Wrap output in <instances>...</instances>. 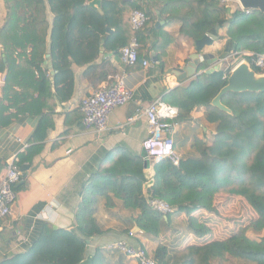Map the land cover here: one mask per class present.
<instances>
[{
  "label": "crops",
  "instance_id": "1",
  "mask_svg": "<svg viewBox=\"0 0 264 264\" xmlns=\"http://www.w3.org/2000/svg\"><path fill=\"white\" fill-rule=\"evenodd\" d=\"M124 1L132 5L136 0ZM130 7L126 6L125 10L131 11ZM149 11L151 18L147 30L152 33L148 47L158 38V46L164 47V52L158 56L152 49L143 47L139 60L147 61L146 67L140 61L134 66H125L120 60L119 52L105 48L108 45V35L115 32L109 27H106L109 32L105 29V35L100 39L95 56L85 57L78 50H71L70 54L73 55L63 52L64 67L72 76L71 91L68 77L70 73L66 75L65 72L59 77L49 52L48 39L38 71L24 73L25 68H30L22 62L27 58L19 59L18 55L14 56L17 58L14 81L9 94L6 93L9 97L3 101L4 84L0 89V103L7 109L4 116L12 117L7 126L0 127V177L12 157L29 156L28 150L34 147L31 144L32 136L41 119L40 113H20L16 111L17 108L21 110L28 103L36 106V109L41 108L42 113H47L46 120L51 127L46 131L45 140L39 144V152L31 160L27 157V161L19 166L22 176L14 187L15 206L8 217L0 220V263L23 254L39 237L43 225L56 230H75V215L82 201L83 189L88 184H92L94 188L91 195L96 200L94 224L101 234L87 239L85 260H91L95 254H100L106 264H134L120 252L107 249L109 244L117 241L142 247L151 257L158 247H165L171 256L179 253V258L182 251L189 247H204L214 242L226 241L246 227L243 199L228 198L229 196L221 193L213 199V211L196 209L189 216L184 212L167 215L157 213L160 216L159 234L150 237L136 225L140 211L124 207L125 195L118 185L120 178L109 183L100 179L103 172L113 168L127 170L134 176L140 166L144 179L141 184L142 197L149 203L156 163L146 160L142 149L147 135L146 120L141 118L132 124H126L127 119L138 107H146L158 99L176 107L171 101L178 94L170 96L176 90L186 89L197 82L202 75L225 72L223 59L232 51L226 36V15L223 28L206 34L212 39V44L205 46L199 53L213 56L216 62L208 65L200 59L198 67H191L187 61L197 54L195 42L198 40L181 34V18L170 22L168 14H162L157 8ZM178 15L186 17L185 12H178ZM5 17L4 0H0V30L4 26ZM48 19L51 23V15H48ZM121 27V32L127 34L128 20ZM4 62L5 55L0 46V66ZM219 66L220 70L216 71ZM211 69L215 71L208 75L204 73ZM190 70L191 73L194 70V73L190 74ZM115 77L121 78L125 86L133 91V101L112 111L107 132L97 134L85 130L79 111L81 100L99 87L113 85ZM40 81L45 82L40 84ZM24 99L28 101L24 102ZM214 128L206 109L194 107L177 122L172 137L177 155L181 159L198 157L202 147L199 146L198 149L196 142L211 145ZM123 158L135 159L140 165L123 163L116 167L114 164ZM23 167L26 168L25 171L21 170ZM189 217L203 222L207 233L203 236L195 235L188 224ZM245 235L252 241L264 240V230L256 232L249 228ZM225 258L224 261L215 259L210 263L219 261L223 264L230 259L228 256ZM233 264L246 263L233 259Z\"/></svg>",
  "mask_w": 264,
  "mask_h": 264
},
{
  "label": "trees",
  "instance_id": "2",
  "mask_svg": "<svg viewBox=\"0 0 264 264\" xmlns=\"http://www.w3.org/2000/svg\"><path fill=\"white\" fill-rule=\"evenodd\" d=\"M4 4L6 17L0 30V46L5 55V62L0 66V72H5L2 101L9 97L6 93L9 94L14 81L16 59L27 58L22 62L30 70L25 68L24 73L38 71L45 54L46 39L49 40V52L59 77L67 70L63 52L73 55L70 54L71 50H78L85 57L95 56L106 27L115 31L106 39L108 45L105 48L109 51L120 52L135 37L139 43L138 56L143 47L161 56L164 47L159 48L158 38L148 47L152 33L147 30L151 18L149 10L155 8L162 14H168L170 22L181 18V34L195 41L214 29L223 28L227 15L226 36L230 49L264 55L263 15L258 11H237L229 16V9L219 0H136L133 6L124 0H4ZM126 6L147 16L148 21L141 30H132L129 23L131 11H126ZM178 12H185L187 18L178 15ZM48 15L52 17L51 23ZM127 20L128 31L124 34L121 26ZM16 55L17 58L14 57ZM68 77L71 91V73ZM223 77L222 71L202 75L197 82L186 89L176 90L170 96L178 94L173 102L170 100L180 112L177 122L194 107H203L215 127L214 134L211 145L196 142L198 149L202 147L198 157L180 158L178 167L172 166L169 161L156 163L154 186L148 200H159L173 212H184L189 216L196 209L213 211V199L222 193L242 198L255 212L256 219L226 241L187 248L180 254V260L177 257L179 253L171 256L165 247H158L152 256L157 264H212L210 261H224L226 256L246 264H264V240L252 241L245 235L249 228L256 232L264 230V93L226 94L221 103L231 111L228 115L210 105L226 85ZM40 82L43 84L45 81ZM23 101L27 102L28 99ZM36 108L28 103L21 110L16 109L20 113L33 112L41 116L31 140L34 147L28 150L29 156L19 157V166L27 161V157L31 160L39 152V144L45 140L46 131L51 127L46 120L47 113ZM6 110L0 103V127L7 126L12 118L4 116ZM123 163L140 165L135 159L124 158L114 165L117 167ZM138 167L135 177L127 170L113 168L103 172L100 179L109 183L120 178L118 185L125 195L124 207L139 210L136 225L146 235L156 237L159 234L160 216L151 210L142 197L141 184L144 179L140 173L142 168ZM93 193L92 184L84 187L75 215V230H56L43 225L39 237L23 254L0 264H80L84 261L87 239L101 234L94 224L96 200L91 196ZM188 224L197 236L207 233L203 222L189 217ZM91 260V264H106L100 254H95Z\"/></svg>",
  "mask_w": 264,
  "mask_h": 264
},
{
  "label": "built area",
  "instance_id": "3",
  "mask_svg": "<svg viewBox=\"0 0 264 264\" xmlns=\"http://www.w3.org/2000/svg\"><path fill=\"white\" fill-rule=\"evenodd\" d=\"M220 1L226 3L228 0ZM147 21L148 18L144 12L139 10L130 12L129 23L133 31L141 30ZM138 49V40L132 37L119 52L121 62L128 67L137 64L139 61ZM229 55H233V58L230 59ZM223 62L225 65L231 64L234 67L245 62L255 73L264 74V55L249 51H231L223 59ZM142 65L146 67L148 62L143 61ZM230 72L224 75L223 79H227ZM114 79L115 83L113 85L99 87L81 100L79 111L82 114V125L85 130L93 131L97 134L107 132L108 120L112 111L133 101V91L125 86L121 78L115 77ZM3 82L4 75L0 72V89L3 86ZM178 115L179 111L176 107L158 99L146 107H138L134 114L127 119L126 124H132L141 118L146 120L147 135L142 143L146 160L152 161V163L169 161L172 166H179L180 157L174 150L172 138L177 125ZM21 176L19 158L16 156L12 157L7 163L4 174L0 177L1 221L11 214L12 208L15 206L16 195L14 187L20 181ZM148 204L153 211L162 215L173 212L171 208L159 200H151ZM107 249L120 252L134 264H157L144 248L133 246L125 241L111 243L107 246Z\"/></svg>",
  "mask_w": 264,
  "mask_h": 264
},
{
  "label": "water",
  "instance_id": "4",
  "mask_svg": "<svg viewBox=\"0 0 264 264\" xmlns=\"http://www.w3.org/2000/svg\"><path fill=\"white\" fill-rule=\"evenodd\" d=\"M238 3L242 11H245L247 13L258 11L261 15L264 17V0H228ZM99 10V9H98ZM107 32H109L108 29H106ZM212 44V39L205 35L202 39L195 42L196 47V55L194 57H191L188 59L187 62L190 63L191 67H198L200 63V59H202L204 62H206L208 65H211L212 63H215L216 60L211 55H199V53L202 52L203 48L205 46H209ZM142 62V60H139ZM192 61V62H190ZM221 66L216 68V71H219ZM215 70L211 69L210 71L204 72L205 74H211ZM190 74L194 73V70L191 73V70L188 71ZM228 93H234V94H242V93H264V74H257L255 73L251 67L243 62L239 65H237L228 75L226 79V85L218 92V94L212 99L210 105L228 115L231 114V111L227 109L222 103L221 99ZM146 166V162L144 163ZM22 171H25L26 168L23 167L21 169ZM90 259H86L82 261L80 264H91Z\"/></svg>",
  "mask_w": 264,
  "mask_h": 264
},
{
  "label": "rangeland",
  "instance_id": "5",
  "mask_svg": "<svg viewBox=\"0 0 264 264\" xmlns=\"http://www.w3.org/2000/svg\"><path fill=\"white\" fill-rule=\"evenodd\" d=\"M219 2H220V4L221 5H224V7L226 8V9H229V16L231 15V13H234V12H237V11H242L241 10V8H240V6L238 5V3H236V2H233V1H227L226 3H222L220 0H219ZM247 13V12H246ZM229 57H230V59H232L233 58V55H229ZM235 57V56H234ZM231 61V60H230ZM227 64V63H226ZM233 68H235L233 65H231V64H227L226 65V68H225V72H224V74L226 75L227 73H229L230 72V70L232 71L233 70ZM228 198H231V197H228ZM230 201H231V199H230ZM243 201V205H244V210H243V212H244V216H245V218H246V221H245V225L246 226H248L250 223H252V221L253 220H255L256 218H254L255 216H256V214H254L255 212L250 208V206L244 201V200H242ZM254 214V215H253ZM219 261H214L213 262V264H222V262L220 263H218ZM226 264H233V259H229V260H227L226 262H225ZM225 263H223V264H225Z\"/></svg>",
  "mask_w": 264,
  "mask_h": 264
}]
</instances>
